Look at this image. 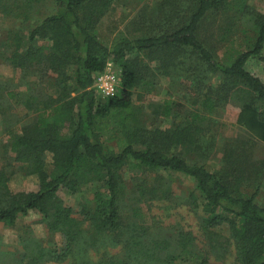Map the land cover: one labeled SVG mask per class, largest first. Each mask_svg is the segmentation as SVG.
<instances>
[{"label":"trees","instance_id":"obj_1","mask_svg":"<svg viewBox=\"0 0 264 264\" xmlns=\"http://www.w3.org/2000/svg\"><path fill=\"white\" fill-rule=\"evenodd\" d=\"M16 1L12 0L8 14L17 16L23 5L31 7L36 0ZM54 2L56 13L36 25L25 41L16 38L8 58L24 77L43 72L40 70L48 72L51 89L57 91L56 99L46 98L35 107L33 125L12 135L8 144L15 163L37 179V191L12 193L0 175V223L13 226L20 216L33 211L49 231L63 237L61 251L37 247L29 263L63 262L83 233L85 222L91 233L116 238L122 226L119 204L124 191L123 173H134L132 193L136 202L144 203L172 200L168 181L159 175L167 172L194 182L198 195L190 192L185 204L194 212L200 211L202 231L217 236V231L226 228L237 264H264V206L255 202L264 178V161L252 159L255 146L264 145V84L245 69L251 58L264 62V14L249 12L255 33L253 44L225 64L215 57L202 32L208 19L225 9L228 0H164L155 12L144 7L131 24L141 35L116 36L109 44L99 39L96 28L112 0ZM246 9L244 0H238L237 12ZM22 18L28 19L25 12ZM108 61L120 70V86L113 98L105 99L98 97L93 82ZM153 61L158 64L154 70L148 65ZM215 76L220 82L213 81ZM157 77L189 83L199 102L198 112L188 114L194 126L180 124L172 130L152 132L142 127L132 113V96L141 84H151ZM70 93L76 95L70 97ZM229 102L239 105L236 123L246 138L236 140L241 149L234 150V145L226 143L222 150L225 168L213 172L199 161L214 153L215 144L213 139L202 141V126ZM25 104L28 110L34 108L30 101ZM172 106L171 101L164 102V117L171 115ZM118 129L123 137L118 148L105 147V135ZM187 145L198 161L188 163L181 153H175ZM47 157L51 167L47 166ZM150 174L155 175L151 181ZM89 182L97 189L90 208L84 207L82 220H78L57 193L61 189L74 193ZM251 185L254 192L242 194L240 188ZM191 240L189 234L181 236V247ZM139 246H134L133 255L144 256L146 251L137 249ZM176 260L177 256H172L165 263L175 264ZM103 264L118 263L112 259Z\"/></svg>","mask_w":264,"mask_h":264},{"label":"rangeland","instance_id":"obj_2","mask_svg":"<svg viewBox=\"0 0 264 264\" xmlns=\"http://www.w3.org/2000/svg\"><path fill=\"white\" fill-rule=\"evenodd\" d=\"M163 1L112 0L113 4L107 15L96 28L99 39L109 44L116 36L133 38L141 35L137 27L131 26L136 22V15L144 7L155 12ZM237 1L228 0L225 9L208 19L202 32L203 39L212 48L215 57L225 64L233 61L253 44L255 33L249 12L264 14V0H244L247 9L242 12L236 10ZM16 3L21 4V0ZM10 4L12 5V0H0V175L7 180L10 192L28 193L37 191V179L26 175L24 167L15 163L8 144L12 135L21 134L22 129L33 125L37 116L35 107L42 105L46 98L56 99L57 91L51 89L48 72L40 70L43 72L28 73L24 77L22 70L11 65L8 58L16 38L25 41L36 25L56 13V6L54 0H36L31 7L23 5L16 16L8 14ZM24 12L28 16L26 20L22 18ZM42 42L43 39L38 40L37 45ZM262 55L264 56V49ZM148 65L153 70L158 67L155 61ZM67 69L71 73V67ZM245 69L264 84V62L251 58ZM112 70L120 72L115 64L112 65ZM154 81L147 85L141 84L132 96V113H135L142 127L152 132L172 130L180 124L185 127L194 126L188 114L198 112L199 102L189 83L165 77H157ZM213 81L220 82V77H213ZM13 94L18 104L12 99ZM75 95L70 93V97ZM28 101L33 104L34 108L31 110L25 104ZM165 101L174 103L173 111L168 117L162 115ZM238 113L239 105L229 102L217 109L202 126V141L213 139L215 142L212 145L214 153L206 160H199L210 171L217 172L225 168L222 150L226 143L234 145V150L242 148L236 140H245L246 134L236 123ZM121 136L119 129L106 134L105 147L116 150L117 143L123 139ZM255 148L252 159L264 161V145L259 143ZM175 153H181V157L188 163L198 161L190 145L179 148ZM46 163L51 167L50 157H47ZM133 174L123 173L124 191L119 204L122 226L116 238L91 233L89 224L85 222L82 225L83 233L63 262L45 260L41 264H103L112 259L118 264H166V259L172 256H177L175 264H237L236 251L227 229L217 231V236L207 234L201 228L200 211L194 212L185 204V198L190 192L198 195L192 180L179 174L160 172L159 175L170 185L172 200L139 203L132 193ZM154 177V174H150L149 181ZM96 189L97 185L89 182L81 184L74 193L61 189L57 195L65 206L72 209L73 217L82 220L81 211L84 207L90 208ZM254 189L251 185L240 188V191L244 195H250ZM255 202L258 206H264V178H261ZM135 209L137 215H134ZM187 234L192 237L191 243L182 248L180 237ZM135 245H140L137 249L146 251L144 256L140 253L133 255ZM62 246V235L49 231L36 212L20 216L13 226L0 223V264H30L32 250L37 247L58 252Z\"/></svg>","mask_w":264,"mask_h":264},{"label":"built area","instance_id":"obj_3","mask_svg":"<svg viewBox=\"0 0 264 264\" xmlns=\"http://www.w3.org/2000/svg\"><path fill=\"white\" fill-rule=\"evenodd\" d=\"M113 63L108 61L104 71L95 76L93 89L102 98H113L120 86L119 73L112 70Z\"/></svg>","mask_w":264,"mask_h":264}]
</instances>
